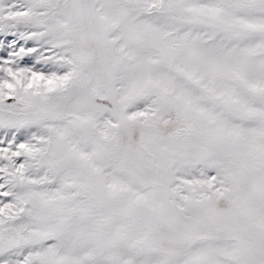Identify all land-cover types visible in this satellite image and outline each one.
<instances>
[{
  "label": "snow or ice",
  "instance_id": "6c2138e0",
  "mask_svg": "<svg viewBox=\"0 0 264 264\" xmlns=\"http://www.w3.org/2000/svg\"><path fill=\"white\" fill-rule=\"evenodd\" d=\"M0 264H264V0H0Z\"/></svg>",
  "mask_w": 264,
  "mask_h": 264
}]
</instances>
